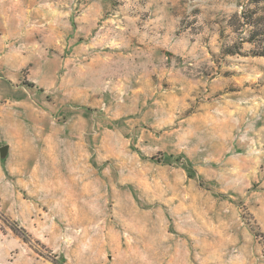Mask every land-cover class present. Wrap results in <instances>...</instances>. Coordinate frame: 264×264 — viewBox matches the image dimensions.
<instances>
[{
  "label": "rangeland",
  "instance_id": "374dc122",
  "mask_svg": "<svg viewBox=\"0 0 264 264\" xmlns=\"http://www.w3.org/2000/svg\"><path fill=\"white\" fill-rule=\"evenodd\" d=\"M255 1L0 0V264H264Z\"/></svg>",
  "mask_w": 264,
  "mask_h": 264
},
{
  "label": "trees",
  "instance_id": "16d2710c",
  "mask_svg": "<svg viewBox=\"0 0 264 264\" xmlns=\"http://www.w3.org/2000/svg\"><path fill=\"white\" fill-rule=\"evenodd\" d=\"M260 3V0L255 1ZM230 28L238 36V42L224 48L225 55H237L241 53L244 43L255 46L253 54L255 56L264 57V14L245 9L240 14H235L230 19ZM33 86V84H30ZM151 160L156 161V157ZM169 160L159 158L158 162L168 163ZM185 170L189 178L197 176L194 167L190 162L185 165Z\"/></svg>",
  "mask_w": 264,
  "mask_h": 264
},
{
  "label": "crops",
  "instance_id": "0c3cea01",
  "mask_svg": "<svg viewBox=\"0 0 264 264\" xmlns=\"http://www.w3.org/2000/svg\"><path fill=\"white\" fill-rule=\"evenodd\" d=\"M18 135V136H17ZM15 134V136H16V138H18V140L20 141V142H22V141H25V136L21 133V132H19L18 134ZM15 136L13 135L12 137H11V134L9 135V137H8V139H12V138H15ZM2 138H3V136H1V134H0V142L2 141ZM23 144H25V142H22ZM8 144H10L9 142H8ZM11 145V144H10Z\"/></svg>",
  "mask_w": 264,
  "mask_h": 264
},
{
  "label": "water",
  "instance_id": "95a60500",
  "mask_svg": "<svg viewBox=\"0 0 264 264\" xmlns=\"http://www.w3.org/2000/svg\"><path fill=\"white\" fill-rule=\"evenodd\" d=\"M9 146L5 145L0 148L1 157H5L8 153Z\"/></svg>",
  "mask_w": 264,
  "mask_h": 264
}]
</instances>
